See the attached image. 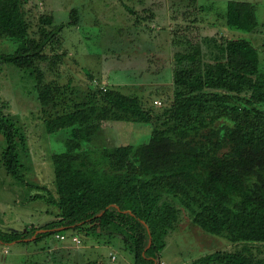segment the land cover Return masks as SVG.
Segmentation results:
<instances>
[{"label": "trees", "instance_id": "obj_1", "mask_svg": "<svg viewBox=\"0 0 264 264\" xmlns=\"http://www.w3.org/2000/svg\"><path fill=\"white\" fill-rule=\"evenodd\" d=\"M22 1L0 0V39L15 42L12 51L0 54V62L33 79L44 114L45 108L64 102L57 100L59 86L44 81L41 66L45 49L58 45L64 24L41 15L36 37L29 36ZM76 24V10L71 9L67 25ZM257 24L251 2H226L228 29L248 32ZM210 43L211 38L188 42L174 55L172 99L163 118H153L137 98L112 89L98 90L97 99L76 103L72 111L46 115L42 121L47 134L68 130L64 151L50 158L56 196L47 192L44 197L57 213L39 229L0 231V243H21L33 234L34 240L65 235L70 229L119 238L132 264H160L158 251L178 222L175 206L164 199L171 195L180 198L192 225L202 232L244 243L241 249H218L191 264H264L245 245L264 243V108L257 106L264 103V73H259L258 51L250 41L228 37L213 42L206 48V61L201 45ZM127 118L145 123L153 119L159 125L148 142L136 147L99 153L82 148L104 122ZM0 135L5 142L3 168L27 185L18 160V127L1 110Z\"/></svg>", "mask_w": 264, "mask_h": 264}, {"label": "rangeland", "instance_id": "obj_2", "mask_svg": "<svg viewBox=\"0 0 264 264\" xmlns=\"http://www.w3.org/2000/svg\"><path fill=\"white\" fill-rule=\"evenodd\" d=\"M228 0H23L22 11L29 36L36 37L39 17L50 15L64 24L59 43L47 47L46 62L41 66L44 81L59 86L63 103L45 108L36 99L33 79L25 72L0 62V110L18 127V160L23 167L22 185L10 177L2 166L5 146L0 135V231L20 232L39 229L55 218L57 209L44 202L47 192L54 197L51 155L64 151L68 130L54 134L44 130L43 119L72 111L76 103L98 98V90H117L137 98L154 117L160 116L172 99L174 55L187 43H201L206 48L225 38L246 39L258 51V70L264 73V0L248 1L255 6L257 27L251 31L230 30L225 25ZM76 10L77 24L67 25L69 11ZM15 47L12 40L0 39V54ZM210 49H213L212 47ZM53 50V51H52ZM56 55L57 59L52 60ZM51 63V64H50ZM54 65V66H53ZM264 108V103H257ZM103 124V123H102ZM159 122L130 119L104 122L82 148L99 153L102 149L149 141ZM177 210L178 222L158 251L160 264H191L193 260L218 249H241L242 242L202 232L192 225L189 211L180 198L168 195ZM32 229V228H31ZM79 243L59 240L54 235L24 242L0 243V264H132V255L119 238L92 237L73 230ZM251 252L264 258V243L245 244Z\"/></svg>", "mask_w": 264, "mask_h": 264}, {"label": "built area", "instance_id": "obj_3", "mask_svg": "<svg viewBox=\"0 0 264 264\" xmlns=\"http://www.w3.org/2000/svg\"><path fill=\"white\" fill-rule=\"evenodd\" d=\"M56 237L59 238V240H64L65 238H67L71 241V243H74V244L79 243V238L76 235L65 236L63 234H61V235L56 234Z\"/></svg>", "mask_w": 264, "mask_h": 264}, {"label": "water", "instance_id": "obj_4", "mask_svg": "<svg viewBox=\"0 0 264 264\" xmlns=\"http://www.w3.org/2000/svg\"><path fill=\"white\" fill-rule=\"evenodd\" d=\"M28 240V239H27ZM150 245V238L148 239V245L147 246H149Z\"/></svg>", "mask_w": 264, "mask_h": 264}, {"label": "crops", "instance_id": "obj_5", "mask_svg": "<svg viewBox=\"0 0 264 264\" xmlns=\"http://www.w3.org/2000/svg\"><path fill=\"white\" fill-rule=\"evenodd\" d=\"M66 241H68V239Z\"/></svg>", "mask_w": 264, "mask_h": 264}, {"label": "clouds", "instance_id": "obj_6", "mask_svg": "<svg viewBox=\"0 0 264 264\" xmlns=\"http://www.w3.org/2000/svg\"><path fill=\"white\" fill-rule=\"evenodd\" d=\"M69 240V239H68Z\"/></svg>", "mask_w": 264, "mask_h": 264}]
</instances>
